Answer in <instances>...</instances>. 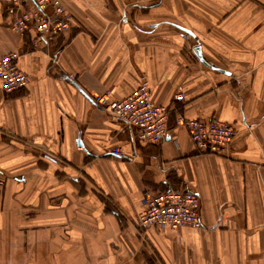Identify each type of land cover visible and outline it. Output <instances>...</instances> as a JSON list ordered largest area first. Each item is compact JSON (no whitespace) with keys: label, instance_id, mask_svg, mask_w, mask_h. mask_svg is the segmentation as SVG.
I'll use <instances>...</instances> for the list:
<instances>
[{"label":"crops","instance_id":"1","mask_svg":"<svg viewBox=\"0 0 264 264\" xmlns=\"http://www.w3.org/2000/svg\"><path fill=\"white\" fill-rule=\"evenodd\" d=\"M60 2L69 30L34 48L0 0V56L30 77L0 88V252L21 236L26 264H264V0ZM142 81L169 111L160 144L92 101ZM180 115L228 122L227 154L198 150ZM179 187L201 228L143 233L144 189Z\"/></svg>","mask_w":264,"mask_h":264},{"label":"built area","instance_id":"2","mask_svg":"<svg viewBox=\"0 0 264 264\" xmlns=\"http://www.w3.org/2000/svg\"><path fill=\"white\" fill-rule=\"evenodd\" d=\"M14 10L10 28L23 34L32 30L31 44L34 48L48 47L57 37L67 32L72 23V15L60 0H3ZM30 6V7H28ZM184 37L186 34L183 35ZM15 53L0 56V88L10 94L25 87L30 77L16 66ZM175 100H182L178 91ZM93 103L114 116L119 125L134 128L135 137L148 144H160L168 135L169 111L167 106L152 100L151 88L146 81L140 82L125 96L108 98L105 93L94 94ZM175 126L183 127L193 145L202 152L226 155L235 135L234 128L217 117L200 119L177 116ZM111 152L123 157L119 147ZM144 209L139 214L138 226L144 233L153 229L180 227L201 228L198 194L185 188L144 189Z\"/></svg>","mask_w":264,"mask_h":264},{"label":"rangeland","instance_id":"3","mask_svg":"<svg viewBox=\"0 0 264 264\" xmlns=\"http://www.w3.org/2000/svg\"><path fill=\"white\" fill-rule=\"evenodd\" d=\"M10 30L12 32H15L11 28H10ZM105 94L108 96L109 91H106ZM8 175L12 176L13 173H8ZM39 179L42 180L40 177H38L37 180H39ZM40 184H41V181H40ZM42 185L44 186V184H42ZM45 187L46 186H44L43 188L45 189ZM5 239H7L8 242H4V244H11L9 242L8 238H5ZM13 240L15 242L14 244H12L13 249L9 246L8 249H6L7 251L5 253L0 252V264H26V259H25L26 256L24 253V250L26 249V247H25L26 238L21 237V236L18 238V236H15V237H13ZM0 245H2V237H0ZM0 248H3V247L0 246ZM3 249H5V248H3ZM21 249H22V251H21Z\"/></svg>","mask_w":264,"mask_h":264},{"label":"water","instance_id":"4","mask_svg":"<svg viewBox=\"0 0 264 264\" xmlns=\"http://www.w3.org/2000/svg\"><path fill=\"white\" fill-rule=\"evenodd\" d=\"M178 27V29H180L181 31H183V32H185V33H188V34H190V35H192V33L188 30V29H186V28H184V27H181V26H177ZM196 53L198 54V55H200V50H199V48H197L196 49ZM78 146H81V142H80V140L78 139Z\"/></svg>","mask_w":264,"mask_h":264}]
</instances>
